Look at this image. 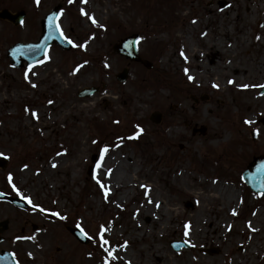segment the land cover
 Masks as SVG:
<instances>
[{"label":"rangeland","instance_id":"rangeland-1","mask_svg":"<svg viewBox=\"0 0 264 264\" xmlns=\"http://www.w3.org/2000/svg\"><path fill=\"white\" fill-rule=\"evenodd\" d=\"M57 4L59 26L73 47L52 44L37 63L12 66L9 45L35 41L40 21ZM90 4L105 6L101 20ZM2 8L24 10L25 17L18 25L0 18V155L10 160L0 168V190L29 206L0 201V221H7L0 250L18 264H264L263 238L245 256L246 232L233 225L247 231V216L264 208V193L241 180L253 156L264 155L258 122L264 93L253 86L264 85V25L258 22H264V0H0ZM194 23L189 39L206 48L195 58L183 52ZM131 34L150 66L113 48ZM214 45L220 56L211 70ZM225 59L233 67L261 65V77L251 79L249 90L257 97L252 108L229 83ZM189 61L205 66L189 67ZM125 67L126 79L117 81ZM192 71L197 76L189 79ZM215 77L222 92L212 85ZM89 86L98 91L77 96ZM184 100L190 116L177 108ZM155 111L159 122L150 119ZM244 117L249 123L242 126ZM175 121L179 126L172 130ZM226 134L227 140H216ZM113 154L122 159L124 185L112 186L100 175V163ZM147 184L158 196L156 211L142 201ZM210 184L233 188L239 197L200 212L194 192ZM173 204L178 214L163 210ZM205 217L217 224L215 232L201 225ZM160 224L165 229L158 232ZM68 226L82 228L89 243L79 242ZM255 235L264 236V224ZM171 240L187 246L175 250ZM154 248L157 253L150 252ZM200 255L206 263L194 260Z\"/></svg>","mask_w":264,"mask_h":264},{"label":"bare ground","instance_id":"bare-ground-1","mask_svg":"<svg viewBox=\"0 0 264 264\" xmlns=\"http://www.w3.org/2000/svg\"><path fill=\"white\" fill-rule=\"evenodd\" d=\"M164 4V3H163ZM90 7L92 9L93 12V17L96 20H101V17L103 16L104 12H105V6H99L97 5H91ZM162 10H160V13L163 12V7H161ZM86 12L88 11V8L86 7ZM195 22V20H194ZM259 24L264 25V22L262 21H258ZM196 23V22H195ZM194 23L193 26L188 27V33H186L185 38H184V43L185 46L187 48V51H183L185 54H189V57H198L202 51H205L206 48H201L200 46L198 47L196 44L193 43L192 40H190V32L191 29L193 27L196 26V24ZM179 27V25L177 26V28ZM229 29L231 30V26H229ZM176 33V32H175ZM245 38V37H244ZM247 38V37H246ZM246 41V40H245ZM200 44H204L206 45V39L205 41H201L199 39ZM250 42V41H248ZM234 45V43H233ZM232 45V46H233ZM215 49L213 50V54L209 57L208 62L211 63V70H214V68L216 67V63H219V53H218V46L214 45ZM235 47V45L233 46V48ZM232 47L229 46V50L232 51L233 50ZM232 49V50H231ZM230 59H225V62H227V66L230 67L229 70H231L232 75H231V81L232 84L236 90V92L238 94H240V100L242 103L247 102L249 104V107H253L257 104V101L255 99H257L256 95H254L253 92H251L249 89L252 88V83H251V79L253 78V75L255 74V76L261 77V65L258 64L255 68L253 67L252 64H246V63H242L241 65H238L237 67H233L232 64H230ZM188 66L189 67H193V68H197V67H204V63L200 62V61H189L188 62ZM191 77H196L197 74L192 71L190 74ZM212 85H217L214 87L220 88L217 77L214 78ZM242 85H249V87H242ZM221 92L223 90V88L221 87ZM219 90V89H218ZM220 91V90H219ZM254 102V103H253ZM251 103H253V105H251ZM186 102L185 100L177 105V108H180V111L187 115L190 116L191 111L188 110V107L186 106ZM84 108L86 109H92V106H88V105H84ZM247 109V110H248ZM39 112H37L38 114ZM96 116V115H95ZM248 117H244V121L242 120L241 125L245 126L246 124H248ZM40 122H36L37 126H40ZM43 125V124H41ZM44 126V125H43ZM174 126L172 128V130L177 129V127L179 126V122L175 121L174 122ZM203 126V125H202ZM228 135H223V136H219L216 138V140H227L228 139ZM115 154L113 155H109L108 157H106V159H104L99 166V171H100V175H103L105 177V180L107 183L111 184L112 186H119L120 185H124L126 184L125 181V177L121 174V161L122 159H120L119 161L115 160ZM61 161V160H60ZM60 163V162H59ZM152 186L153 184H147L145 186L144 192H143V198L142 201L148 203V205L154 210L156 211L157 209H159L160 205H159V199L158 196L154 193V190H152ZM153 192V193H152ZM151 194V196H150ZM149 195V196H148ZM125 196V193L121 194L120 199L122 197ZM194 196L196 197V199L199 201V205H200V212L203 210L204 207H209L211 208V206H213V208H215V204L219 201H221L223 204L224 203H230L233 200H237L239 197V194L237 192H235V189L233 188H229V187H225L222 185H218V184H210L208 186H206V188L195 191L194 192ZM220 208L222 207V205L219 206ZM218 208V207H217ZM163 210L167 211L168 214L173 213V214H178V208L176 205H171L170 207H167L164 205ZM247 220H248V226H247V231H245L244 229L238 230L235 226L237 225L236 223H233L234 225V229L237 230V232H246L245 235V239L249 244V249L247 250V252H244L243 254L245 256H247L249 253L254 252L262 243L264 240V236L262 235H255L256 230L259 229V227L264 224V208H258L252 215H248L247 216ZM206 224L207 226L211 227V231L215 232L219 227H217V224L214 225L213 221L210 220L208 217H205L202 219V224ZM226 225L230 224V220L227 219L225 222ZM165 229L164 224H160V226L157 228L158 232H161ZM195 229V228H194ZM204 229V228H203ZM182 231L184 233H186L188 235V237L192 236L191 232H187V230L184 229V227L182 228ZM29 237L36 242V246H40L41 242H40V238L37 236H33V235H29ZM263 238V240H262ZM150 252L152 253H157L158 249L154 248L151 249ZM157 255V254H156ZM194 260L196 262L199 263H206L207 259L203 256H195ZM242 261L245 260L244 258H241ZM232 262H234V260L232 259ZM168 264H170V262H168Z\"/></svg>","mask_w":264,"mask_h":264},{"label":"water","instance_id":"water-1","mask_svg":"<svg viewBox=\"0 0 264 264\" xmlns=\"http://www.w3.org/2000/svg\"><path fill=\"white\" fill-rule=\"evenodd\" d=\"M59 5L55 6L41 21V35L35 42L27 43H14L7 49V56L10 58L11 63L16 67H21L23 62L27 64H32L40 59L48 49V47L55 43L63 49H70L72 43L65 39L58 24ZM24 16V11H18L16 13H11L7 9H2L0 11V17L11 21L13 24H18ZM113 48L116 52L130 60L140 61L146 66H150V62L143 60L139 57L137 52V35L133 34L122 38L119 42L114 44ZM128 74L127 68H123L118 72L115 78L118 81H123L126 79ZM97 91L94 86L82 88L78 92V96H88ZM264 91V87L261 92ZM154 122H158L160 119V113L155 111L150 117ZM264 124V117L260 119ZM202 131L201 129H199ZM1 156V155H0ZM94 159V158H93ZM5 165V158L0 157V166ZM90 169V167H89ZM242 180L254 191L261 193L264 191V156L254 157L253 160L248 164L246 169L241 174ZM0 199L10 201L16 206L24 209L27 207V203L20 197H9L0 192ZM7 227V221L0 222V232H2ZM67 229L76 237V239L81 243H88L89 237L79 228V227H67ZM170 246L175 250H179L183 246H187L185 242L181 241H171ZM0 264H17L10 252L2 251L0 253Z\"/></svg>","mask_w":264,"mask_h":264},{"label":"snow or ice","instance_id":"snow-or-ice-1","mask_svg":"<svg viewBox=\"0 0 264 264\" xmlns=\"http://www.w3.org/2000/svg\"><path fill=\"white\" fill-rule=\"evenodd\" d=\"M181 55H183V52L181 53ZM189 79H192V77L191 76H189L188 77ZM229 83H232V81H229ZM214 86H217V85H214ZM254 87H264V85H253ZM242 87H249V85H242ZM49 103H51V101H49ZM33 115H35V113H33ZM142 131V130H141ZM107 151V147H105V148H102L101 150H100V152H101V156H103V154L105 153ZM99 166V165H98ZM105 243H107V241H105Z\"/></svg>","mask_w":264,"mask_h":264},{"label":"flooded vegetation","instance_id":"flooded-vegetation-1","mask_svg":"<svg viewBox=\"0 0 264 264\" xmlns=\"http://www.w3.org/2000/svg\"><path fill=\"white\" fill-rule=\"evenodd\" d=\"M254 156H255V155H254ZM9 162H10V160H8V159L6 158L5 167L8 166ZM5 167H4V168H5ZM5 187H6V184H5V182H4V189H5ZM0 191H2V190H0ZM2 192L5 193V191H2ZM6 194H9V193L6 192ZM9 195H10V194H9Z\"/></svg>","mask_w":264,"mask_h":264}]
</instances>
